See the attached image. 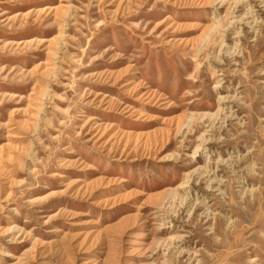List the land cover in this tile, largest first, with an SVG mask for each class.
<instances>
[{"label":"rangeland","instance_id":"rangeland-1","mask_svg":"<svg viewBox=\"0 0 264 264\" xmlns=\"http://www.w3.org/2000/svg\"><path fill=\"white\" fill-rule=\"evenodd\" d=\"M0 264H264V0H0Z\"/></svg>","mask_w":264,"mask_h":264},{"label":"bare ground","instance_id":"bare-ground-1","mask_svg":"<svg viewBox=\"0 0 264 264\" xmlns=\"http://www.w3.org/2000/svg\"><path fill=\"white\" fill-rule=\"evenodd\" d=\"M218 88H220V86L218 85V84H216V85H214V89L216 90V89H218ZM230 99H233V97H220L219 98V102H220V104L221 103H226L228 100H230ZM221 111H223V109H219L217 112H220L221 113ZM203 118H210V123H209V126H207L206 128H209V129H213L214 127H215V123H216V121H217V119L218 118H216V116H209V115H204L203 116ZM190 121H192V120H190ZM204 142H205V140H203ZM230 160V158H228L227 160H225L223 163H227L228 161ZM198 172H202V169H198ZM200 175L202 176V178H203V174H201L200 173ZM209 177V176H208ZM216 184V182H215V177H213V179L210 181V185H212V184ZM185 184L186 183H182L181 185H179V186H177V190H182V189H185L186 187H184L185 186ZM189 186V185H188ZM187 190V189H186ZM188 191V190H187ZM186 199V198H185ZM190 200V199H189Z\"/></svg>","mask_w":264,"mask_h":264}]
</instances>
